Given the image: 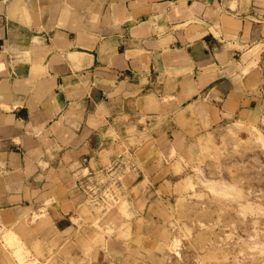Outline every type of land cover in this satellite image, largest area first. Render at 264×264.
Masks as SVG:
<instances>
[{
    "label": "crops",
    "instance_id": "obj_1",
    "mask_svg": "<svg viewBox=\"0 0 264 264\" xmlns=\"http://www.w3.org/2000/svg\"><path fill=\"white\" fill-rule=\"evenodd\" d=\"M263 116L264 0H0V264L153 253L193 146Z\"/></svg>",
    "mask_w": 264,
    "mask_h": 264
},
{
    "label": "rangeland",
    "instance_id": "obj_2",
    "mask_svg": "<svg viewBox=\"0 0 264 264\" xmlns=\"http://www.w3.org/2000/svg\"><path fill=\"white\" fill-rule=\"evenodd\" d=\"M183 160L181 187L159 206L156 250L112 251L96 264H264V116L216 127Z\"/></svg>",
    "mask_w": 264,
    "mask_h": 264
},
{
    "label": "bare ground",
    "instance_id": "obj_3",
    "mask_svg": "<svg viewBox=\"0 0 264 264\" xmlns=\"http://www.w3.org/2000/svg\"><path fill=\"white\" fill-rule=\"evenodd\" d=\"M7 235V234H6ZM4 236H5V234H4ZM14 239L12 238V236L10 235L9 237H8V235H7V237L6 238H4V241H6V242H11V241H13Z\"/></svg>",
    "mask_w": 264,
    "mask_h": 264
}]
</instances>
